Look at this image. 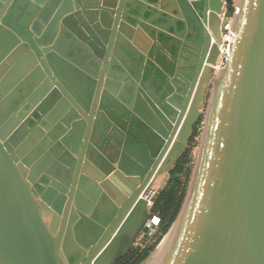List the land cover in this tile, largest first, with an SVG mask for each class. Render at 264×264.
Listing matches in <instances>:
<instances>
[{
  "label": "water",
  "instance_id": "obj_1",
  "mask_svg": "<svg viewBox=\"0 0 264 264\" xmlns=\"http://www.w3.org/2000/svg\"><path fill=\"white\" fill-rule=\"evenodd\" d=\"M20 1L0 0L14 21L17 7H35L33 26L15 24L24 46L1 52L7 63L20 58L22 71L0 98L13 110L26 100L32 118L9 124L0 105V264L114 263L124 235H139L151 217L202 117L181 210L140 264H264V0H235V37L215 79L228 0ZM185 36L208 75L173 104L182 67L168 55ZM95 208L106 221L93 236Z\"/></svg>",
  "mask_w": 264,
  "mask_h": 264
},
{
  "label": "flooded vegetation",
  "instance_id": "obj_2",
  "mask_svg": "<svg viewBox=\"0 0 264 264\" xmlns=\"http://www.w3.org/2000/svg\"><path fill=\"white\" fill-rule=\"evenodd\" d=\"M19 2H21V1L19 0ZM33 5L34 4H32L31 6L28 7V3H25L23 5L24 7L21 8V14L20 15L18 14L17 11L15 12V14H14L15 20L18 22L19 19H21L22 22L27 23V24H31L33 26L34 18L32 19V17H31L32 11L35 10V7ZM2 10H3V6L0 7V13ZM7 11H9V12H7ZM7 11L5 10L2 15L0 14V70L2 69V71H3V75L0 78L7 77L2 82L0 81V92L2 91V88H5V90L3 91L4 95H6V93H8V92L10 94L13 92V88L12 89L10 88L11 89L10 90L8 88L9 87L8 85L11 83L10 82L11 77L16 79L19 76L18 74L22 71V64L19 63L17 60H14L12 58L9 59L10 60L9 63H7L6 60L3 61L4 58L6 57V56L3 57V55L1 54V52L4 50L3 46H5V44L11 45L12 51H16L17 47H19V45L24 46V44L26 43V42L23 43L20 40L19 35L16 33L18 31V27L15 26V24L17 22L14 21V19L9 18L12 10L9 9ZM5 19H8V20H5ZM4 21L5 22L7 21L9 24H11L13 26V28L5 27L3 25ZM49 32H51V30ZM56 38L64 39L65 35L63 36L62 34L59 33ZM191 42H192V38L190 36H185L184 39H180V42L176 44L177 50L175 52L169 53V55H168V58L173 60V62H176V64L178 66L182 67L181 68V75H179L178 77H176V76L172 77V82L175 85V87L169 93V101L172 102L173 104H177V103L183 104L184 101L186 100L187 96L190 97V95L191 96L194 95L193 90L195 91V89L199 85V82L204 80L208 75L207 68L205 69V66H204L205 65V58L202 56V54L200 52L199 53L197 52L196 49H197L198 45L196 43H191ZM190 46H192V48ZM25 53H28V51L25 50ZM61 60L64 61L62 58H61ZM3 64H4V66H3ZM4 85H6V87ZM176 90H178V91L175 93ZM25 103H27L26 100H25ZM25 103L18 106L17 108H14V110H13V107L8 104V102L6 101L5 98H3V97L0 98V105L2 106L1 111H5V110L11 111V113L9 114V120H8L9 124L14 122L15 117H17V119L19 120V118H18L19 116H24V118L21 119L19 122V123H21V125H23V123L25 122V119L27 120L28 118L29 119L32 118L31 111ZM47 108H48L47 106H43L42 111L46 112ZM39 114L40 113L37 112L36 115H33V119L34 118L36 119L39 116ZM29 123L34 124L33 121H29ZM25 125H26V123H25ZM29 129H30L29 132H32L34 130L33 128L32 129L29 128ZM116 132L117 133H115V135L117 138L119 136H121L120 131L119 132L116 131ZM63 156H65V154ZM63 156L61 153H59L55 156V159L59 163H62V157ZM52 163H54V162H52ZM120 176H122V175H120ZM49 177H53V176L49 175V174L44 175V177L42 178L41 184L46 185V184L50 183L51 179ZM119 181L124 183V180L119 179ZM161 183H162V181H161ZM159 187H160V184H159ZM157 188H156V190H157ZM97 200L100 201V203L104 207H110L109 201H107L103 196L98 195ZM153 204H152V206H153ZM102 210H103L102 208H100V209L95 208V209L90 210V212H89L88 216L90 217L91 222L93 223V227L95 228V229H93V233H92L93 236L96 235V231H97L96 226H99L106 221V215L103 213ZM83 211L86 212L88 210L86 208H83ZM144 225H145V223L143 224V228H144ZM143 228H142L139 235L137 233L133 232V230L124 235V237L121 240V246H120L122 253L115 260V262L112 264H117L120 260L127 259V257L130 255L133 248H135L138 245L139 241L143 237V235H142ZM136 234L139 238L137 236H135ZM89 236H91V235H89ZM134 236H135V238L136 237L137 238L133 239ZM80 255L81 254L79 251V257H80ZM71 261H73V258H71ZM85 262H86V258L83 259V263H85Z\"/></svg>",
  "mask_w": 264,
  "mask_h": 264
},
{
  "label": "trees",
  "instance_id": "obj_3",
  "mask_svg": "<svg viewBox=\"0 0 264 264\" xmlns=\"http://www.w3.org/2000/svg\"><path fill=\"white\" fill-rule=\"evenodd\" d=\"M234 3L235 0H228L227 9L230 15L234 11ZM203 120L204 117H202L196 125L189 147L177 160L169 174V179L165 188L154 201L152 212L159 217V224L154 227L150 234H146L141 238L138 245L133 248L127 259H122L117 264H140L143 262L155 249L179 214L192 177V168L195 159H193L191 154V146L194 138L199 134ZM158 189L159 186L157 190Z\"/></svg>",
  "mask_w": 264,
  "mask_h": 264
},
{
  "label": "built area",
  "instance_id": "obj_4",
  "mask_svg": "<svg viewBox=\"0 0 264 264\" xmlns=\"http://www.w3.org/2000/svg\"><path fill=\"white\" fill-rule=\"evenodd\" d=\"M234 10H235V6H234ZM221 32H222V35H221L222 40L218 46L219 53H218L216 62L212 67L213 69L212 77L214 79L218 76L219 71L225 66L226 61L229 58L230 44L233 42L234 37H235L233 29H232L231 15L228 20H226V16H222ZM145 199L148 204L152 203L151 196L147 195ZM158 224H159V217L156 214L152 213L149 220H147V222L145 223L142 235L144 236L146 234H150L153 231L154 227L157 226Z\"/></svg>",
  "mask_w": 264,
  "mask_h": 264
},
{
  "label": "rangeland",
  "instance_id": "obj_5",
  "mask_svg": "<svg viewBox=\"0 0 264 264\" xmlns=\"http://www.w3.org/2000/svg\"><path fill=\"white\" fill-rule=\"evenodd\" d=\"M230 18V15L228 16H226V20H228ZM6 61H7V59H6ZM205 116V115H204ZM204 121H205V118H204V120H203V123H204ZM203 125L204 124H202V126L200 127V131H199V134H198V136H196L195 138H194V141H193V143H192V146H191V151H192V157H193V159H195L194 160V164H193V168H192V173H193V169H194V167H195V163H196V159H197V154H198V151H199V146H200V144H201V136H202V131H203ZM188 147H189V145H188ZM187 147V148H188ZM165 235H163V237H164ZM163 237L161 238V240L163 239ZM161 242V241H160ZM158 246V245H157ZM156 249V248H155Z\"/></svg>",
  "mask_w": 264,
  "mask_h": 264
},
{
  "label": "crops",
  "instance_id": "obj_6",
  "mask_svg": "<svg viewBox=\"0 0 264 264\" xmlns=\"http://www.w3.org/2000/svg\"><path fill=\"white\" fill-rule=\"evenodd\" d=\"M13 11H14V13L17 11L19 15L21 14V11L18 9V7H17V9H15ZM66 40H68L67 37H65L64 39H60V44H64L66 42ZM4 47L5 46H3V49H5ZM10 48H12V47H10ZM10 48H8V49H10ZM123 56H124L125 59H127L129 61V59L125 55H123ZM3 57H5L3 61H5L6 59H8V56L6 55V53H5V55H3ZM18 59L19 60H17V61L19 63L22 62V61H20V58H18ZM29 146H31V143H29ZM46 154H47V152H45L44 154H42V156H46L48 158V155H46Z\"/></svg>",
  "mask_w": 264,
  "mask_h": 264
},
{
  "label": "bare ground",
  "instance_id": "obj_7",
  "mask_svg": "<svg viewBox=\"0 0 264 264\" xmlns=\"http://www.w3.org/2000/svg\"><path fill=\"white\" fill-rule=\"evenodd\" d=\"M162 176H163V174H162ZM158 186H159V184L157 183V181H156V184L152 185L151 190H150V194H149L151 197H152V194L155 192V190Z\"/></svg>",
  "mask_w": 264,
  "mask_h": 264
}]
</instances>
